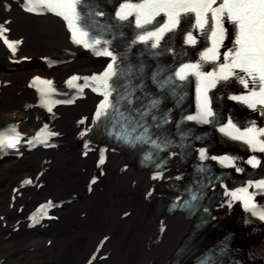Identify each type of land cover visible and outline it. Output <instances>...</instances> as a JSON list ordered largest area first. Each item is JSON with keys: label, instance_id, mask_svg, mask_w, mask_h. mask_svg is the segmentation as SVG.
<instances>
[{"label": "snow or ice", "instance_id": "snow-or-ice-1", "mask_svg": "<svg viewBox=\"0 0 264 264\" xmlns=\"http://www.w3.org/2000/svg\"><path fill=\"white\" fill-rule=\"evenodd\" d=\"M24 3L26 11L34 12L39 5L61 16L67 22L74 43L93 49L95 55L111 58L103 72L83 77L85 83L77 85V90L82 93L84 87H91L103 97L96 107L94 122H102L107 135L130 147L149 146L143 158L153 162L159 169L153 174L154 179L162 178L167 165V160L159 158V153L177 146V141L171 138L168 130L164 128V125L172 120L171 110L161 107L162 95L145 91V63L141 61L132 64L128 61L127 52L131 44L137 42L143 43L148 55L152 57H159L163 51H173L168 41L162 47L161 40L165 33L177 29L182 18L190 15L195 21L192 26L209 34L211 46L200 52L197 62L181 60L171 67L158 64L151 73L152 82L162 92L167 91L176 98L177 105L183 99V82H186L190 75L195 77L197 111L195 114L182 115L181 120L176 122L178 146L191 148L186 141L190 138L202 139L194 135L193 129L181 127L183 121H195L202 124H220L218 130L224 135L232 140L242 141L253 151L264 153V127H258L255 121L240 127L231 118L226 123H220L219 113L214 111L208 96V90L215 88L218 82H228L230 78H235L247 91L243 95H231L229 99L239 101L253 110L259 108L261 115H264V0H220L219 3L217 0H119L114 9V19L121 22L119 24H101L97 21L95 17L108 16L110 21L113 17L112 13L103 11L95 0H24ZM161 15L164 19L157 20ZM129 17H134L138 31L128 50L115 53L109 47L112 41L106 39L105 35L115 32L122 35V22L129 21ZM225 20L234 27V39L232 47L221 53L220 48L227 32ZM0 31L3 29L0 28ZM184 42L189 45L196 43L191 31L186 32ZM118 60L124 65L122 68L117 67ZM217 61L220 62L217 64ZM208 62L213 63L215 67L212 71H203V64ZM79 79L81 77L72 76L68 83ZM134 80L138 82L134 83ZM41 83L49 86L40 89L42 103L48 105L52 103L49 93L55 90L50 87L51 81ZM137 91L142 95L136 96ZM113 93H116L115 97ZM134 101H140L139 106L134 107ZM48 110L51 111V108ZM54 135L56 133L47 132L44 134V140ZM36 139H40V134ZM5 142L8 147L15 148L19 143V134L0 137V146ZM197 151L201 162L211 159L223 167L234 168L237 173L244 171L235 163L239 157L227 154L209 157L205 147H200ZM170 155L175 153L170 152ZM100 161L103 163V152ZM246 163L256 168L260 160L251 156ZM196 172L207 174L210 168L201 163L196 166ZM221 186L225 188L224 195L230 196L232 200L242 201L245 210L251 211L253 216L264 221V205L258 207L254 201L256 193L249 191L250 188L264 191V179H249L246 185L231 190L223 184ZM185 192L187 196L182 204L179 203L178 197V202L172 207L181 206L191 212L197 208L203 189L197 182L185 187ZM201 264H206V260H202Z\"/></svg>", "mask_w": 264, "mask_h": 264}, {"label": "bare ground", "instance_id": "bare-ground-1", "mask_svg": "<svg viewBox=\"0 0 264 264\" xmlns=\"http://www.w3.org/2000/svg\"><path fill=\"white\" fill-rule=\"evenodd\" d=\"M3 14L4 10L0 4V16H2ZM14 14L16 19L15 33H19L22 36L27 37L26 45L24 47H27L26 51L28 50L29 54L32 55V57L43 53L55 51L65 46V33L60 23L52 21L48 17L30 21L27 18L21 17L16 11L14 12ZM89 61V59L80 58L75 62V64L87 65ZM0 64H6L4 59V53L1 48ZM89 66L90 65L86 67ZM36 71L37 68H31L29 70L26 69L18 75L13 74L11 78L13 80H17L14 81V83H20L29 74H33ZM53 71L57 73V76L59 78H63L70 72L68 68L65 71H60V69H53ZM20 90H22L21 87L18 88V91ZM23 93L21 94V96L18 97L19 99L16 97L7 98V96L5 95L1 97L2 102H4L5 104H0V128L4 127L7 123L11 122L15 115H21L24 113L22 111V107L24 106V103L28 100V98L26 96H23ZM92 103L93 100L90 99L86 103H82L78 108H75L70 111L66 110V115H64L63 119L58 122L59 127L64 132L69 133L68 135L67 133L64 134V138L62 139L63 142L66 143L72 133L73 128L69 124L70 119L76 118L80 113L88 110L92 106ZM35 156L38 157L39 155H34L33 157ZM51 157L54 159V163L52 164L54 170L51 172V175L60 174L63 177H66L67 172L73 171V176H78V170L83 167V164L80 162L78 157H75V164L69 162L70 155L65 152L64 147L62 148L61 153L52 155ZM91 162L92 159L89 157L85 163L91 164ZM40 164L41 162L39 161L37 163V160L32 163H22V166L21 164H19V166H14V174L10 175H17L18 173H23L24 171L25 173L21 174V176L29 175L31 172L37 171L39 169ZM109 166H113V170H115V168H117L118 166V159L116 157L112 158L109 163ZM7 168L9 167H5L3 169L7 170ZM126 177L130 178V183L128 184V182H126L124 187H120L121 189H123L122 197H119L117 200H112L110 198L111 189L108 185L107 190L104 194L92 195L91 197H88L87 199L83 200L81 204H78L79 207H82L84 205L88 207L89 205L93 204V219H85L82 222H78V224L80 225V228L90 231L95 238H97L100 232L103 233L105 230L111 233H115L108 245V252H110L111 262L109 264H167L170 255L176 249L177 245L182 240L187 230L190 228L191 223L190 221L182 219L179 216L169 217L168 232L163 237L160 243L153 244L152 237L157 226V224L155 223L156 221L154 203L157 200L153 199L152 202L149 203L147 202L148 200L144 198L145 192H143V189L145 187V183L142 180V176L137 173L134 169H132L126 175ZM123 178L124 177L118 176L117 168L114 172L111 173L110 182L118 183ZM131 179L138 181L133 186V189L130 188ZM65 181L66 183L63 186H58L56 183H54L55 180L52 179L47 189L43 190L42 196H45L47 194H54L58 195L59 197H63L68 195L67 193H69L68 191L71 188L74 189V191L81 190V186H79V184L77 183L72 182L69 177H66ZM7 192L8 190L6 191V193L0 195L2 201H7L5 196L7 194H11V189L9 190V193ZM159 192L163 195L161 202L165 203L166 199L170 196L171 192H167L164 189H160ZM132 195H134V197H138V200H141L139 204L135 205L134 210H132L131 217L122 223H118L117 215L129 205V200H133ZM142 197L144 199H142ZM123 198H127L129 200L123 201ZM111 203L114 205V207L110 213V220L108 221L105 219L109 204ZM31 207L32 204L27 203L25 212H27ZM84 209L87 208L84 206ZM63 212L66 216H68V209H65ZM214 213H217L218 215L219 226L224 227L229 220V217L227 216L226 212L219 211ZM71 215L72 211L69 213V216ZM94 227H96L97 229H95ZM236 229L237 231L234 230L232 242H235V244L245 249V244L242 241V239L244 240V237L242 238L244 232L243 227L240 225H236ZM0 231H2L1 228ZM57 232V230H54V233ZM205 233L206 231L201 232L198 237L203 236ZM216 234L217 233L215 231H212L210 233L211 237ZM257 237H260V235H257ZM65 238L74 240V245L76 246L74 249H72V252L68 251ZM55 240V250L51 253H48L49 255H46L45 259L42 260L40 264H80L79 259L84 254V251L88 250L89 248H92L90 243L83 244L79 242L76 238H74L73 233L71 231H68V233L62 237L58 236L57 238H55ZM16 245L17 246L15 247V249L11 251L12 254L18 253L19 248L21 249L24 246L26 248L29 246L38 247L39 242L35 238L27 237L17 241ZM39 250L43 251V247H41ZM23 261L25 262V264H27V259L25 257H23ZM106 263L107 262H104L103 264ZM180 264H189V260L184 258ZM245 264H260V262L259 260L252 258Z\"/></svg>", "mask_w": 264, "mask_h": 264}, {"label": "rangeland", "instance_id": "rangeland-1", "mask_svg": "<svg viewBox=\"0 0 264 264\" xmlns=\"http://www.w3.org/2000/svg\"><path fill=\"white\" fill-rule=\"evenodd\" d=\"M17 81V80H14ZM21 166H22V161L20 162ZM13 169H14V165L9 166V168H7V170L2 169L1 173H0V195L6 193V191L8 190L7 188H11L12 185H14L15 180L21 176V174H24L25 171L22 173H18L17 175H10V174H14L13 173ZM27 172V171H26ZM12 181H14L13 183H11ZM17 181V180H16ZM11 183V184H10ZM10 184V185H9ZM9 186V187H8ZM6 204L7 201H2L1 205H0V211L4 210L6 208ZM5 206V207H4ZM95 229H97L96 227H94ZM73 231V230H72ZM1 232V231H0ZM73 233V232H72ZM77 232L75 231V236H76ZM71 236V235H70ZM41 243L43 242V240H40ZM73 243V242H72ZM13 248L12 244H7L5 246H3L0 250V257L3 255H7L6 251L10 250ZM41 248V247H40ZM39 248V249H40ZM14 250V249H13ZM11 250V251H13ZM10 251V252H11ZM9 252V251H8ZM16 254V253H15ZM9 255H7L6 257H8ZM18 256L14 257L12 256V258L9 259V261L6 264H18ZM82 259V257L80 258ZM23 257L20 260V264H25V262L23 261ZM81 261V260H80ZM22 262V263H21ZM110 263V261H108Z\"/></svg>", "mask_w": 264, "mask_h": 264}]
</instances>
